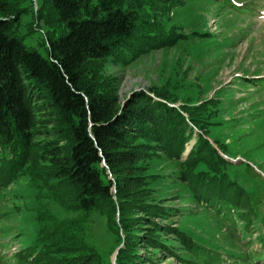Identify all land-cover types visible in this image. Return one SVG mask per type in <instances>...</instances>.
<instances>
[{
  "label": "trees",
  "instance_id": "16d2710c",
  "mask_svg": "<svg viewBox=\"0 0 264 264\" xmlns=\"http://www.w3.org/2000/svg\"><path fill=\"white\" fill-rule=\"evenodd\" d=\"M30 2L0 0V189L25 176L61 209L98 211L121 244L114 264H159V253L192 264L196 241L168 221L178 211L155 195L158 174L148 172L149 161L165 157L196 205L249 230L256 220L249 196L228 180L223 144L207 140L219 124L218 99L177 102L162 85L117 104L92 67L125 64L184 39L165 25L183 0H35V9ZM21 15L29 17L24 33ZM38 23L43 56L22 41ZM250 82L264 86V79ZM39 213L37 232L12 253L13 264H101L95 248L73 235L76 218L48 226Z\"/></svg>",
  "mask_w": 264,
  "mask_h": 264
},
{
  "label": "rangeland",
  "instance_id": "374dc122",
  "mask_svg": "<svg viewBox=\"0 0 264 264\" xmlns=\"http://www.w3.org/2000/svg\"><path fill=\"white\" fill-rule=\"evenodd\" d=\"M30 1L34 6L35 0ZM167 15L165 25L177 26L184 39H176L171 47L145 51L125 64L106 61L99 69L95 63L92 67L100 76V87L109 82L114 88L117 104L133 90L145 92L162 85L176 95L177 102L189 98L200 104L207 98L218 99L215 116L219 124L207 140L211 146L214 141L223 144L225 154L219 153L230 165L226 175L249 196L256 214L253 226L247 231L241 224L230 228L210 210L196 205L186 185L175 178L179 169L165 157L149 161L148 172L158 174V182L153 183L155 195L178 211L168 221L196 241L192 264H264V86L250 82L264 79V0H183ZM19 21L18 32L24 33L23 24L29 17L21 15ZM40 24L22 41L43 56L45 27ZM196 33L202 35L197 38ZM190 143L193 140L183 151ZM26 179H15L0 189V258L9 261L4 264H13L9 260L12 253L37 232L38 212L48 226L76 218L79 228L73 235L95 248L99 263L114 264L112 253L121 244H116L98 211L61 209ZM155 256L159 264H176L167 254Z\"/></svg>",
  "mask_w": 264,
  "mask_h": 264
},
{
  "label": "water",
  "instance_id": "95a60500",
  "mask_svg": "<svg viewBox=\"0 0 264 264\" xmlns=\"http://www.w3.org/2000/svg\"><path fill=\"white\" fill-rule=\"evenodd\" d=\"M190 144H191V143H190ZM189 146H190V145H189ZM188 148H189V147H188ZM187 150H188V149H186V151H183V152L181 153V155L185 156L186 153H187ZM220 154H221V153H220ZM222 156L225 157L224 155H222ZM100 167H104V163H103V161L100 162ZM111 190H113V189H111ZM115 252H116V250L113 251V253H112L113 258L115 257V256H114Z\"/></svg>",
  "mask_w": 264,
  "mask_h": 264
}]
</instances>
